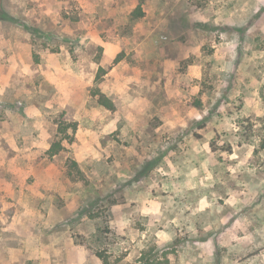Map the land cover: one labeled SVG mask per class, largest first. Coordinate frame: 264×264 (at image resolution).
<instances>
[{
    "label": "rangeland",
    "instance_id": "1",
    "mask_svg": "<svg viewBox=\"0 0 264 264\" xmlns=\"http://www.w3.org/2000/svg\"><path fill=\"white\" fill-rule=\"evenodd\" d=\"M145 2L131 4L129 16L140 5L144 16L139 19L144 20ZM152 4L153 15L139 25L141 30L165 11L176 15L174 26L183 33L166 60L153 57L137 66L131 59L135 51L106 38L104 25L111 28L115 23L111 17L96 24L91 37L97 45L88 50H95L96 59L109 58L108 72L121 62L113 79L117 92L127 84L121 111L132 113L129 119L137 113L149 115L133 120L134 131L127 134L120 122L105 120L100 133L96 124L85 125L86 132L96 134L95 163L84 157L74 167V159L68 158L62 192L32 184L40 204H33L30 212L38 209L39 216L33 214L32 228L23 234L0 237V264H136L152 243L171 252L169 264H264V4ZM1 6L35 30L34 44L42 30L29 24L33 0H0ZM82 12L73 7L59 13L72 33L65 34L64 42L73 46L64 50L75 62V46L84 51L80 39L90 30L85 16L101 20L91 9L84 16ZM0 29L6 34L15 29L30 32L14 22L0 21ZM55 31L49 23L48 39ZM61 51L60 46L47 49L49 54ZM33 56L39 62L42 54L33 50ZM66 116L62 111L59 122L53 123L58 131L72 128L66 141L72 142L79 121ZM165 124L170 131L161 134L158 130ZM153 160L155 166L144 172V164ZM76 198L78 204L68 208L64 218L47 222L51 206L62 209ZM0 207L11 214L24 209ZM94 253L103 254L105 261Z\"/></svg>",
    "mask_w": 264,
    "mask_h": 264
},
{
    "label": "clouds",
    "instance_id": "2",
    "mask_svg": "<svg viewBox=\"0 0 264 264\" xmlns=\"http://www.w3.org/2000/svg\"><path fill=\"white\" fill-rule=\"evenodd\" d=\"M33 2L36 7L28 13L31 17L29 24L34 22V25L39 27L42 32L35 36L34 44L32 43L34 37L31 32L15 29L7 34L0 33V69L9 65H16L17 61L22 64L23 49L27 47H31L37 53L46 56L47 49L60 46L62 48L60 55L62 57L66 56L67 53L64 49L72 47L73 44L71 42L65 44L64 36L67 34L71 37L72 33L68 31L65 22L60 19L61 9L71 11L75 7L79 11L83 8L82 16L91 9L100 15L101 20H95V16H85L91 31L89 35L80 39L84 51L79 46H75L76 55L78 56L77 63L73 65L71 60L64 62L66 69L69 66L75 69V72L69 73L74 77V83L77 86L75 95L71 98L62 96L59 93L46 95L44 92L45 86L43 85L40 89L35 86L30 89L25 88L26 84L31 83V77L22 78V74L18 72L13 85L0 88V114L6 117L4 120L5 127L0 128V131H6L11 126L13 128L11 134L15 135L19 131V127L16 126L19 123L31 135L33 131H36V125L39 123L50 130L49 143L59 145L72 137V128H68L67 132L57 131V126L53 123V121L59 122V113L66 111L67 116L65 119L79 121L81 128L85 125L91 127L96 124V131L100 133L105 120H107L112 121L113 124L116 122L123 123L125 134L133 132V120H138L141 115H149V113H137L133 119H129L132 113L126 114L121 111V105L126 103L127 84L125 83L120 92L116 91L113 79L119 76V73L105 75L112 65L107 56L96 59L95 50H92L91 54L89 53L88 50L92 45L90 37L96 34V24L101 23L107 17H111L115 20V23L112 24L111 28H108L107 24L104 25L107 28L106 38L112 43L119 44L129 52L135 51L136 55L131 59L136 62L137 66L153 57L166 60L179 45L180 36L183 34L174 26L177 20L176 15H169L165 11H161L160 16L155 18L154 23L148 24L144 30H141L139 25L153 15L152 0H146L145 2L148 16L144 17V20H140L138 16H129L128 14L130 5L139 2V0H92L91 4L88 3V0H33ZM258 3L264 4V0H258ZM49 23L56 30L54 38L51 40L47 37ZM85 41H88V43L85 44ZM45 44L47 49L44 47ZM124 59L128 60L129 58L125 57ZM100 69H103V71H99ZM41 70L36 68L35 73H39ZM9 87L12 88L11 92L8 91ZM139 87L141 89L144 87L142 82H140ZM145 100H148L150 104V97L146 96ZM108 102L116 105L115 111H108L103 106ZM129 107L131 106L129 105ZM21 110L24 112L23 117H20ZM36 111H39L40 117L34 123L32 116ZM124 121H127V123H124ZM158 131L162 134L164 131H170V129L165 124ZM68 154L70 155L71 152L69 151Z\"/></svg>",
    "mask_w": 264,
    "mask_h": 264
},
{
    "label": "crops",
    "instance_id": "3",
    "mask_svg": "<svg viewBox=\"0 0 264 264\" xmlns=\"http://www.w3.org/2000/svg\"><path fill=\"white\" fill-rule=\"evenodd\" d=\"M88 31L87 35H89L91 30ZM0 33L6 34V31L0 29ZM90 38L92 46L97 45L95 39ZM101 45L106 46L107 44L102 42ZM66 53V56L63 57L60 53H47L46 56L42 54L41 60L36 62L33 56V49L31 47L24 48L21 56L22 64L17 61L16 65H9L0 69V88L6 85H13L19 72L22 74V78L31 77V83L26 84L25 88L30 89L35 86L40 89L43 85L45 86L44 92L46 95L59 93L68 98L73 97L77 86L74 83V77L69 73L75 72V69L70 66L67 69L65 68L64 62L72 60L70 53ZM75 58H78V56L76 55ZM76 63L77 61L72 60L73 65ZM119 65H121V62ZM119 65L109 70L108 73H120L121 68ZM36 68L42 70L39 73H35ZM122 75L120 74V76ZM37 76L39 77L38 79ZM8 91L11 92L12 88L9 87ZM23 116L24 112L21 110L20 117ZM39 117L40 113L36 111L32 116L33 122L38 121ZM5 119L6 117L0 114V128L5 127ZM17 119L19 120V117ZM16 126L19 127V131L15 135L11 134L13 131L11 126L6 131H0V205H5L6 207L14 205L24 209L20 213L13 212L11 214V212L6 213V209H1L0 207V237L6 233L23 234L24 230L32 228V216L33 214L39 216L37 214L39 210L33 211L31 208L30 212V207L36 203L37 205L40 204V200L32 195L33 191H36L32 184L42 185L50 192H62L65 189L63 184H66L64 182L66 181L64 163L68 158L72 157L73 161L80 163L86 157L93 164L97 159L94 147V143L97 140L96 134L89 130L86 132V129L81 128L79 125L78 130L74 134V140L62 143L63 149L53 156L49 155V150L53 145V143H49V129L37 123L36 131L29 135L28 130L22 129L24 128L22 124L18 123ZM37 137L38 139H36ZM69 151L71 152L70 155L68 154ZM54 168L57 171L53 170ZM30 179L33 180L32 183ZM61 184L62 186H60ZM78 199H72L73 201L68 202L66 207L62 209L51 206L47 215V222L51 224L54 220L64 218L66 210L75 205L74 203L78 204ZM10 200H14L16 204L11 203ZM56 247H59V245H56Z\"/></svg>",
    "mask_w": 264,
    "mask_h": 264
},
{
    "label": "trees",
    "instance_id": "4",
    "mask_svg": "<svg viewBox=\"0 0 264 264\" xmlns=\"http://www.w3.org/2000/svg\"><path fill=\"white\" fill-rule=\"evenodd\" d=\"M1 7H2L0 9V21L1 22H14L16 24L22 25V27L27 31H30V32L35 31L34 29L29 27L25 23L20 24L19 21L14 20V18L10 16V13L3 6ZM132 16H138L139 18H142L144 16V12L142 11V7L140 5L133 11ZM36 32L38 31L36 30ZM117 61H120V60H117ZM36 62H38V60H36ZM103 106L110 111H114L116 108V105L112 104L111 102H108ZM198 107L201 108V105ZM75 130L76 129H73L74 132ZM62 149H63L62 143L59 145L53 143V145L51 146L49 150V155L53 156L55 154H58ZM154 162L155 161L153 160V161H150L144 164V167H143L144 172L150 171V169H152L155 166ZM72 166L74 167L77 166V162L72 161ZM170 253L171 252H169L168 250L160 249L155 243H152L148 247L146 246L145 249L141 252V255L138 258L136 264H169L170 263V260H169ZM94 254L102 260L105 259L103 254L101 253H94Z\"/></svg>",
    "mask_w": 264,
    "mask_h": 264
}]
</instances>
